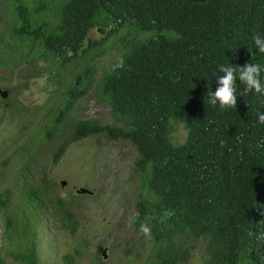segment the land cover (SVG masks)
I'll use <instances>...</instances> for the list:
<instances>
[{
  "label": "trees",
  "instance_id": "16d2710c",
  "mask_svg": "<svg viewBox=\"0 0 264 264\" xmlns=\"http://www.w3.org/2000/svg\"><path fill=\"white\" fill-rule=\"evenodd\" d=\"M97 29V38L89 35ZM125 29L124 53L95 88L111 124L74 122L52 165L87 138L127 142L144 181L133 225L151 228L148 264H187L191 240L207 243L205 264H264V125L257 123L264 102L243 94L238 79L234 109L220 111L206 97L216 90L220 65L264 64L252 43L254 33L264 34V0H0V71L44 60L55 63V77L87 59L41 141L53 140L89 94L95 62ZM176 122L187 131L179 144L172 140ZM18 176V190L0 192L3 240L15 249L8 254L14 264H39L44 200L61 199L56 183L33 185ZM63 208L70 230L74 217ZM0 264H7L1 255Z\"/></svg>",
  "mask_w": 264,
  "mask_h": 264
},
{
  "label": "rangeland",
  "instance_id": "374dc122",
  "mask_svg": "<svg viewBox=\"0 0 264 264\" xmlns=\"http://www.w3.org/2000/svg\"><path fill=\"white\" fill-rule=\"evenodd\" d=\"M126 34L125 29L112 39L107 56L95 62L92 90L74 106L53 140L41 141L39 133L57 113L66 90L83 76L87 59L55 77L52 76L55 63L44 60L0 71V92L7 95L5 103L0 104V192L10 187L18 190L14 183L21 174L33 185H43L45 181L56 183V194L61 199L44 200L46 211L40 217L37 232L39 264H148L150 261L148 237L133 225L136 204L144 190V181L135 171L136 149L127 142H110L103 136H94L71 145L56 166L51 160L53 150L67 139L74 122L111 124L110 109L97 101L95 88L103 72L124 53L130 39ZM132 34H135L133 30ZM89 35L97 38L98 29ZM173 124L176 129L173 142H184L187 137L184 125ZM62 203L63 209L71 211L74 217L70 230L62 223ZM13 205L22 207L18 199ZM190 245L191 259L187 264H205L207 243L191 240ZM13 251V247L4 243L0 212V255L7 264H14L8 256Z\"/></svg>",
  "mask_w": 264,
  "mask_h": 264
},
{
  "label": "clouds",
  "instance_id": "9594fccd",
  "mask_svg": "<svg viewBox=\"0 0 264 264\" xmlns=\"http://www.w3.org/2000/svg\"><path fill=\"white\" fill-rule=\"evenodd\" d=\"M252 43L256 53L264 56V34L254 33ZM219 73L216 77L217 87L215 92L208 91L207 104L218 108L220 111H228L234 109L237 102V96L242 93L237 90V79L244 85V93L257 96L264 102V64L254 62L246 63L242 67L233 66L231 63L219 66ZM257 123L264 125V112L257 115ZM139 231L145 237H149L151 228L148 223L141 222Z\"/></svg>",
  "mask_w": 264,
  "mask_h": 264
},
{
  "label": "water",
  "instance_id": "95a60500",
  "mask_svg": "<svg viewBox=\"0 0 264 264\" xmlns=\"http://www.w3.org/2000/svg\"><path fill=\"white\" fill-rule=\"evenodd\" d=\"M0 96L2 97V99H6V97H7L6 93H1V92H0Z\"/></svg>",
  "mask_w": 264,
  "mask_h": 264
}]
</instances>
